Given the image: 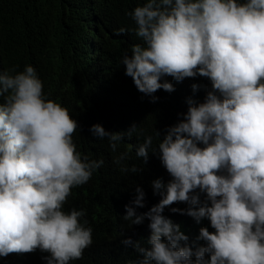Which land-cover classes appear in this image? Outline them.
<instances>
[{
    "label": "clouds",
    "instance_id": "obj_1",
    "mask_svg": "<svg viewBox=\"0 0 264 264\" xmlns=\"http://www.w3.org/2000/svg\"><path fill=\"white\" fill-rule=\"evenodd\" d=\"M136 4L129 14L143 43L123 55L125 74L152 96L150 102L173 103L174 112L184 114L155 132L163 138L155 149L151 136L136 147L144 162L158 148L172 178L152 181L161 199L149 211L136 212L144 207L140 187L125 206L130 224L149 221L147 247L135 244L142 264H264V0ZM125 32L120 28L116 35ZM13 71L0 73V257L39 249L49 254L47 264H70L91 246L92 229L81 223L82 210L65 211L64 205L104 162L77 151L78 122L46 99L35 69ZM136 128L108 132L95 124L90 131L116 151ZM177 202L188 207L173 213L210 222L214 231L200 229L203 246L182 244L188 237L163 215Z\"/></svg>",
    "mask_w": 264,
    "mask_h": 264
},
{
    "label": "trees",
    "instance_id": "obj_2",
    "mask_svg": "<svg viewBox=\"0 0 264 264\" xmlns=\"http://www.w3.org/2000/svg\"><path fill=\"white\" fill-rule=\"evenodd\" d=\"M140 1L0 0V73L14 70L10 73L14 75L32 66L43 83L46 99L67 108L78 122L73 134L77 151L90 160L104 162L87 183L72 189L64 205L65 211L82 210L81 223L92 229L91 246L70 264H142L143 256L135 244L147 247L149 221L130 224L123 218L125 206L135 199L140 187L145 193L144 207H136V212L149 211L161 199L154 194L152 181L160 178L167 183L172 179L161 163L158 148L149 151L146 162L136 156V147L148 136L153 137L152 149L156 148L163 138L156 137L155 132L163 123L168 120L176 125L184 119V114L174 112L173 103L160 99L150 102L147 98L152 96L139 92L125 74L123 55L133 44L143 43L133 31L136 25L129 14ZM120 28L126 32L116 35ZM3 102L4 97H0ZM95 124L108 132L126 133L133 125L137 128L113 151L107 138L90 131ZM125 153L117 164L116 159ZM133 165L140 171H121ZM196 192L201 201L206 199L199 189ZM187 207L177 202L166 207L163 215L188 237L181 243L195 249L205 243L199 239L200 229H214L206 218L197 223L191 216L171 211ZM128 240L131 243H125ZM48 255L39 249L11 253L0 257V264H47L44 257Z\"/></svg>",
    "mask_w": 264,
    "mask_h": 264
}]
</instances>
